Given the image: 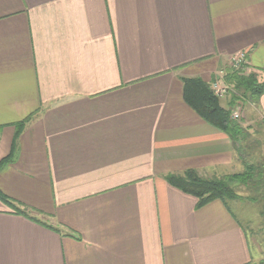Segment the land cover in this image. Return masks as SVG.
Here are the masks:
<instances>
[{
    "label": "crops",
    "instance_id": "obj_1",
    "mask_svg": "<svg viewBox=\"0 0 264 264\" xmlns=\"http://www.w3.org/2000/svg\"><path fill=\"white\" fill-rule=\"evenodd\" d=\"M242 51L264 83V0H0V161L32 116L0 193L41 221L0 200V264L258 261L232 208L164 179L244 170L182 82ZM233 97L221 106L262 132L264 95Z\"/></svg>",
    "mask_w": 264,
    "mask_h": 264
},
{
    "label": "trees",
    "instance_id": "obj_2",
    "mask_svg": "<svg viewBox=\"0 0 264 264\" xmlns=\"http://www.w3.org/2000/svg\"><path fill=\"white\" fill-rule=\"evenodd\" d=\"M225 71L227 73L225 82L233 89L234 103L240 99L245 103L259 104L264 95V83L259 81L255 73L247 74L245 71L233 70L230 67ZM182 82L186 104L204 121L231 138L244 170L223 177L204 178L196 170L191 169L183 174L168 175L164 179L176 189L196 198L197 209L216 200H221L228 210L233 203L254 202L263 203L262 214H264V160L255 156L262 147L263 142L257 138L261 132L257 129L251 132L250 127L244 126L241 121L233 120L231 110L221 106L220 99L212 89V83L200 77L182 78ZM31 119L32 116H28L16 124L12 150L0 161V168L14 161L19 138ZM0 200L9 204L15 213L41 223L38 218L30 215L32 210L16 206L2 193Z\"/></svg>",
    "mask_w": 264,
    "mask_h": 264
},
{
    "label": "rangeland",
    "instance_id": "obj_3",
    "mask_svg": "<svg viewBox=\"0 0 264 264\" xmlns=\"http://www.w3.org/2000/svg\"><path fill=\"white\" fill-rule=\"evenodd\" d=\"M244 52V51H242ZM246 52V51H245ZM247 113V112H246ZM257 116V115H256ZM241 120L243 122V114H241ZM249 119L253 120L249 115ZM258 121L255 125L263 124L261 123V116H257ZM260 121V122H259ZM254 125V126H255ZM264 130V129H263ZM259 135V139L263 142L262 147L259 148L256 156L264 160V134L263 131ZM262 161V160H261ZM242 163L240 164V166ZM243 167V165H242ZM244 169V167H243ZM262 204L263 203H240L231 204L232 211L236 214V218L241 223V225L246 229L250 243L255 251V255L259 257L258 261L253 264H264V214H262Z\"/></svg>",
    "mask_w": 264,
    "mask_h": 264
},
{
    "label": "built area",
    "instance_id": "obj_4",
    "mask_svg": "<svg viewBox=\"0 0 264 264\" xmlns=\"http://www.w3.org/2000/svg\"><path fill=\"white\" fill-rule=\"evenodd\" d=\"M247 59H248V54L245 51L234 54L230 58V68H232L233 70H242L248 74L249 69H248ZM226 74H227L226 71L219 72L215 80L211 84L215 95L220 100H227V99L231 100L232 99L233 89L230 85H228L225 82ZM231 112H232L231 118L233 120H236V121L241 120V112L237 107L235 110H231Z\"/></svg>",
    "mask_w": 264,
    "mask_h": 264
}]
</instances>
